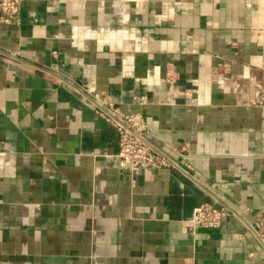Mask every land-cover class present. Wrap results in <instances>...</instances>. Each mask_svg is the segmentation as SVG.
I'll return each instance as SVG.
<instances>
[{
    "label": "crops",
    "instance_id": "1",
    "mask_svg": "<svg viewBox=\"0 0 264 264\" xmlns=\"http://www.w3.org/2000/svg\"><path fill=\"white\" fill-rule=\"evenodd\" d=\"M176 167L117 166L87 98ZM228 206L217 229L192 210ZM264 0H22L0 24V264H264Z\"/></svg>",
    "mask_w": 264,
    "mask_h": 264
},
{
    "label": "built area",
    "instance_id": "2",
    "mask_svg": "<svg viewBox=\"0 0 264 264\" xmlns=\"http://www.w3.org/2000/svg\"><path fill=\"white\" fill-rule=\"evenodd\" d=\"M21 2L22 0H0V24L10 25L20 22ZM86 102L94 114L104 120L116 133L115 159L119 169L135 171L176 167L173 162L145 141V137L150 135V130L142 114L126 113L109 101L87 98ZM232 212L228 206L211 204L196 206L187 220L188 230L193 233L197 228L217 229L222 220ZM251 230L264 245V214L258 215Z\"/></svg>",
    "mask_w": 264,
    "mask_h": 264
}]
</instances>
